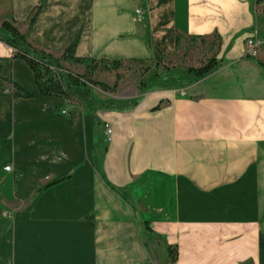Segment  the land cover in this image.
<instances>
[{
  "label": "crops",
  "instance_id": "obj_1",
  "mask_svg": "<svg viewBox=\"0 0 264 264\" xmlns=\"http://www.w3.org/2000/svg\"><path fill=\"white\" fill-rule=\"evenodd\" d=\"M4 20L55 58L77 36L76 57L153 66L219 46L185 86L78 103L0 40V78L32 94L0 91V264H264V0H0Z\"/></svg>",
  "mask_w": 264,
  "mask_h": 264
},
{
  "label": "trees",
  "instance_id": "obj_2",
  "mask_svg": "<svg viewBox=\"0 0 264 264\" xmlns=\"http://www.w3.org/2000/svg\"><path fill=\"white\" fill-rule=\"evenodd\" d=\"M36 13L29 20L33 22ZM1 32L5 33L0 37L8 47L13 50V58L25 63L30 70L37 92L42 97L60 98L64 100L76 101L80 103L88 102L89 93L92 88H98L102 92L114 93L117 89V83L112 87L94 81L92 76L99 70L118 69L124 62L109 61V60H93L80 58L75 56V49L78 41V36L62 51L59 58H55L50 53L38 49L33 46L27 38L21 34L14 26L13 21L4 20L0 23ZM217 42L215 54L208 59L206 63L198 68H189L188 72L196 77H203L210 74L217 62L216 51L219 46V38L213 36ZM204 40L205 38H198ZM196 38L190 40H198ZM178 43V39L176 41ZM160 54L154 52L152 64L158 66L160 62ZM62 62L69 65H76L83 68L82 74L74 73L62 66ZM127 63L145 65L142 61L131 60ZM8 90L13 99H30L32 94L11 79L0 78V91ZM176 248L168 247L169 260L174 263L176 260Z\"/></svg>",
  "mask_w": 264,
  "mask_h": 264
},
{
  "label": "rangeland",
  "instance_id": "obj_3",
  "mask_svg": "<svg viewBox=\"0 0 264 264\" xmlns=\"http://www.w3.org/2000/svg\"><path fill=\"white\" fill-rule=\"evenodd\" d=\"M216 45L217 42L213 36L207 37L204 40H188L178 49L174 57H160L158 66L123 63L118 69L97 71L92 76V79L104 83L109 87L117 83L116 91L114 93H107L116 94L120 91L123 93L122 97L131 96L134 93L138 94L147 87L151 88L150 86L155 82L161 81L160 79L172 81L178 84V86H185L190 80L196 78L187 69L198 68L206 63L215 54ZM66 67L74 73H83V68L80 66L68 64ZM93 89L97 90L96 93L100 95L98 88ZM103 139L106 138L102 135L100 141L102 142ZM80 187L81 182H79ZM88 201V198L80 199L79 197V208L85 207ZM213 238L212 235L208 239ZM218 243H221V241Z\"/></svg>",
  "mask_w": 264,
  "mask_h": 264
},
{
  "label": "built area",
  "instance_id": "obj_4",
  "mask_svg": "<svg viewBox=\"0 0 264 264\" xmlns=\"http://www.w3.org/2000/svg\"><path fill=\"white\" fill-rule=\"evenodd\" d=\"M136 17L138 20L141 19V16H140V12L139 11H136ZM247 46L249 47V49L251 50L250 51V54L251 55H254V53L252 52L254 48H256L258 46V44L256 43V33L253 34V37L251 39H248L247 42H246ZM103 136L108 139L109 137V134H110V129L107 125H104L103 126ZM11 168L8 166V167H5L4 168V171L8 172L10 171ZM47 180V179H46Z\"/></svg>",
  "mask_w": 264,
  "mask_h": 264
}]
</instances>
